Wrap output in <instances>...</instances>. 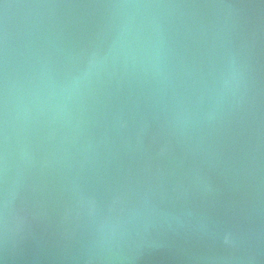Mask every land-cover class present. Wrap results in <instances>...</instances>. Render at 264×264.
Returning <instances> with one entry per match:
<instances>
[{
  "label": "water",
  "instance_id": "95a60500",
  "mask_svg": "<svg viewBox=\"0 0 264 264\" xmlns=\"http://www.w3.org/2000/svg\"><path fill=\"white\" fill-rule=\"evenodd\" d=\"M0 264H264V0H0Z\"/></svg>",
  "mask_w": 264,
  "mask_h": 264
}]
</instances>
